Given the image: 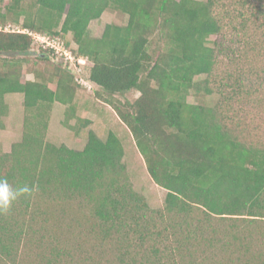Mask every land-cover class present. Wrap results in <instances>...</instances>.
<instances>
[{"label": "trees", "instance_id": "16d2710c", "mask_svg": "<svg viewBox=\"0 0 264 264\" xmlns=\"http://www.w3.org/2000/svg\"><path fill=\"white\" fill-rule=\"evenodd\" d=\"M220 1L36 0L35 9H25L11 0L0 6V129L7 93H22L29 112L21 139L0 154V180L17 193L0 211V264L73 263L77 252L87 264H264V137L236 120L231 102L242 95L239 78L216 73L209 38L221 30ZM108 8L127 22L108 23L91 37L89 22ZM249 13L264 24V0L249 5ZM9 18L20 31L4 30ZM21 30L58 36L85 60L80 68L97 86L94 96L114 110L150 178L165 189L160 208L133 190L114 132L101 139L88 131L80 150L45 141L52 104L72 110L75 68ZM32 52L39 55L29 66ZM37 60L51 63L39 69ZM23 72L33 79L22 80ZM199 75L208 94L223 96L217 107L187 102ZM131 90L138 92L131 103L116 97ZM25 187L28 192H18ZM51 232L55 240L45 243Z\"/></svg>", "mask_w": 264, "mask_h": 264}, {"label": "rangeland", "instance_id": "374dc122", "mask_svg": "<svg viewBox=\"0 0 264 264\" xmlns=\"http://www.w3.org/2000/svg\"><path fill=\"white\" fill-rule=\"evenodd\" d=\"M10 1L2 0L0 6L6 5ZM35 1L19 0V4L25 9H35ZM242 1L221 0L217 4L215 14L220 20L221 30L218 34L209 38V44L215 48L218 77L223 75L226 79L230 75L231 78L237 77L240 80L242 95L239 99H232L231 102L232 109L237 108L239 115V118L235 119L241 120L248 127L247 129L254 130V133L257 131L264 137V24L260 25V20H256L249 13V5H256L259 0H248L245 7H242ZM126 22L127 15L121 11L108 8L99 18L89 22L88 32L91 37H99L106 24L123 25ZM8 23L12 24L11 28L13 29L20 28L19 24L10 21V18L7 21ZM70 37L68 34L67 39H70ZM38 55L39 52H32L28 56L27 63L29 66H31L34 59L38 58ZM50 63L49 60H37L35 65L39 69H46L50 66ZM80 64L75 62L78 70H74V77L79 88L75 95L72 110H67L66 114L67 106L64 107L59 104H56L57 107L51 108L48 127L44 133L45 141L55 145L65 144L72 149L80 150L87 142L88 131L92 130L101 139H105L109 131L114 132L123 146L122 160L126 165L133 190L145 198L149 207L160 208L166 193L165 189L157 186L150 178L130 132L120 122L114 110L94 96L97 86L87 80ZM21 79H33V75L23 72ZM81 79L85 81V84L79 82ZM204 79L205 75L194 78L195 86L188 92L187 102L215 108L223 102V96L218 92L208 94L204 89ZM229 82L231 83L230 80ZM50 86L54 87L53 84H50ZM137 96L138 92L135 90L116 95L118 99L127 103H131ZM4 101L7 105V111L2 116L3 128L0 129V154L9 152L11 144L21 139L25 130L24 119L29 115L23 105L22 93H7ZM233 110L228 108L227 113L233 116L235 115ZM54 233L56 234V232ZM54 233L51 232L45 235L44 242L54 241L56 237ZM76 234L78 235L77 231ZM71 237L70 234H67V238L64 236L67 241H70ZM33 249H36V246H33ZM86 249L84 250L89 252V249ZM74 255L75 262L72 263L68 258L64 260L63 264L89 263L86 260L83 262L84 254L81 252ZM93 255L96 258L100 257L95 253ZM80 256L82 257L80 258ZM27 264L30 263L27 262ZM93 264L99 263L93 262Z\"/></svg>", "mask_w": 264, "mask_h": 264}, {"label": "built area", "instance_id": "2783aa9c", "mask_svg": "<svg viewBox=\"0 0 264 264\" xmlns=\"http://www.w3.org/2000/svg\"><path fill=\"white\" fill-rule=\"evenodd\" d=\"M11 29L13 30V28H11V25H7L4 27V30H11ZM16 30L20 31V29L18 28ZM21 31L30 34L32 39L38 45L53 50L57 59L62 60L63 63H70L76 70H78V68L76 67L75 62L81 64L85 63V60L82 57H75L74 54L65 47L62 39H60L58 36H51L45 33L30 32L26 30H21ZM79 82L85 84V81H83L82 79Z\"/></svg>", "mask_w": 264, "mask_h": 264}, {"label": "clouds", "instance_id": "9594fccd", "mask_svg": "<svg viewBox=\"0 0 264 264\" xmlns=\"http://www.w3.org/2000/svg\"><path fill=\"white\" fill-rule=\"evenodd\" d=\"M19 193H26L28 189L21 188L18 190ZM17 193H13L9 189V185L6 180H0V211H7L10 203L16 198Z\"/></svg>", "mask_w": 264, "mask_h": 264}, {"label": "crops", "instance_id": "0c3cea01", "mask_svg": "<svg viewBox=\"0 0 264 264\" xmlns=\"http://www.w3.org/2000/svg\"><path fill=\"white\" fill-rule=\"evenodd\" d=\"M56 104H59V105L64 106V107L66 106L65 104H62V103H60V102L55 101V102L52 104V109H53L54 107H57Z\"/></svg>", "mask_w": 264, "mask_h": 264}]
</instances>
